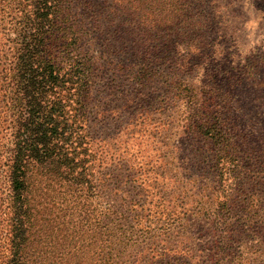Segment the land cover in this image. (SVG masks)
<instances>
[{
    "label": "trees",
    "instance_id": "1",
    "mask_svg": "<svg viewBox=\"0 0 264 264\" xmlns=\"http://www.w3.org/2000/svg\"><path fill=\"white\" fill-rule=\"evenodd\" d=\"M200 5V0H0V264H44L49 252L56 259L54 264L80 262L72 252H65V259L53 253L54 244L62 249V240L51 238L53 227L30 198L36 173L63 182L75 196L94 198L92 208L86 205L82 211L75 197L78 208L70 207L73 214L76 211L72 224L76 225L77 215L78 220L94 216L85 224L96 235L94 264H126L131 257L134 264L153 263L157 257L163 259V252L167 254L170 248L165 243L161 248H145L148 241L137 224V210L147 208L118 195L117 185L130 179L128 174H112L113 158L99 149L105 143H98L95 149L96 168L90 164L95 158L88 153L90 126L95 125L90 119L98 123L101 112L90 102V88L97 71L104 67L96 64L90 47L117 62L131 60L132 83L125 99L135 98L142 94L156 59L170 57L175 43L190 48L201 42L206 18ZM241 76L239 83L244 81L261 95L251 107L264 114V52L242 66ZM215 97L206 96V91L199 98L193 96L197 104L188 125L203 148L213 153L209 167L219 185H225L229 171L237 170L234 164V169L226 166L234 163L228 146L234 128L231 122H218V116L206 111ZM255 113L258 127L253 131L249 130V112L239 113L243 161L239 180L248 177L251 186L259 188L256 203L264 206V117ZM226 195L221 188V197ZM64 201L62 197L60 202ZM155 203L173 222L165 203ZM219 207L226 212V200ZM239 211V222L251 214V218L256 216L244 206ZM68 222L63 220L62 227ZM133 248L137 254H131Z\"/></svg>",
    "mask_w": 264,
    "mask_h": 264
},
{
    "label": "rangeland",
    "instance_id": "2",
    "mask_svg": "<svg viewBox=\"0 0 264 264\" xmlns=\"http://www.w3.org/2000/svg\"><path fill=\"white\" fill-rule=\"evenodd\" d=\"M200 1L206 18L201 42L190 48L175 43L176 50L170 57L156 59V65H150L151 75L140 90L142 94L135 98L125 99L132 83L131 60L117 62L90 47L96 64L104 67L97 71L90 88V102L101 112L98 123L90 119L95 125L90 126L88 153L96 158L98 143H105L99 149L113 158L112 174L129 175V181L114 183H119L118 195L127 201L142 202L147 208L137 210V224L143 227L148 241L145 248H161L164 243L170 248L167 254L163 252V259L157 257L153 263L143 264H264V206L256 203L259 188L251 186L248 177L239 180V164L243 162L239 153V113L249 112L252 131L255 125L258 127L255 112L264 117L251 107L261 95L244 81L239 83L242 66L264 52V0ZM204 91L206 96L216 95L206 111L218 116V122H231L234 128L228 135L229 159L234 163L226 166L234 169L235 165L237 170L229 171L225 185H219L209 167L213 153L203 148L189 127L197 104L193 96L199 98ZM251 146L257 148L254 142ZM95 158L90 162L93 167L97 164ZM221 188L226 190L224 198ZM29 195L40 216L53 227L51 238L62 240V249L57 250L54 244L53 253L65 259V252H72L79 264H94L96 235L85 228L86 221L94 216L78 220L77 215L75 225L72 220L76 211L73 214L70 208H78L73 197L82 211L86 205L94 206V198L75 196L63 182L38 173L33 174ZM103 196L109 200L108 195ZM62 197L64 203L60 202ZM223 200L228 205L226 212L219 207ZM155 202L165 203L173 222L156 209ZM241 206L254 210L256 216L251 218V214L239 222ZM63 220L69 221L64 227ZM158 239L164 242L155 241ZM133 249L131 254H137ZM50 253L44 264L55 263ZM128 260L126 264H134L132 257Z\"/></svg>",
    "mask_w": 264,
    "mask_h": 264
}]
</instances>
